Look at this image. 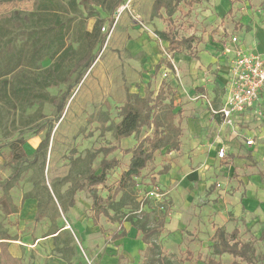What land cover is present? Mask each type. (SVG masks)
<instances>
[{
  "label": "rangeland",
  "instance_id": "374dc122",
  "mask_svg": "<svg viewBox=\"0 0 264 264\" xmlns=\"http://www.w3.org/2000/svg\"><path fill=\"white\" fill-rule=\"evenodd\" d=\"M151 1L126 0L112 16L99 7L100 18L76 17L68 41L84 55L83 60L74 65L78 71L72 73L66 82L48 89L50 100L44 103L0 108V185L7 183L12 177L9 183L16 186L25 197L28 194H41L42 197L47 195L46 200L44 199L38 207L39 216H36L34 222L26 224L17 216L20 211L17 206L19 203H12L13 200L6 192L7 196H0V236L18 237L21 242L31 244L35 242L36 236L59 230L49 243L50 247L55 249L52 254L57 252L65 258L63 264L144 263L145 250L134 242L140 239L141 235L130 234V223L125 220L123 223L128 233L124 236L127 237L125 241L122 240L124 237L112 240V234L121 230V224L112 222L105 216L101 218L102 231L98 237L90 235L84 238V230H81L80 224H74L75 233L68 234V228L64 229L68 227V221L74 222L80 216L87 218L92 214V198L87 188L78 190L75 194L70 193L71 181L67 175L86 173L89 168L100 173L99 164L103 155L99 154L90 162L89 153L113 144L127 148L136 143L134 137L118 141L114 128L121 119L119 108L129 91L141 93L149 81L153 87L165 78L163 71L154 70L156 55L167 56V53L172 51L167 41L157 34L158 31L171 29L179 39L191 33L195 39H204V36L211 35L217 38L214 41L228 40L237 35L250 46L251 36L260 31L264 32L263 0H232L235 4L233 9L218 23L216 20H206L208 16L202 13L210 9L205 6L206 3L195 8L191 14H185V11L177 12L172 23L160 18L152 19ZM34 3L35 0H0V18L10 17L18 10H31ZM81 11L86 15V10ZM98 20L100 33L106 34L107 39L88 73L80 83H76V77L83 70L85 63L100 50L99 40L93 46V42L88 41L84 35L86 30L93 29ZM111 20H114L113 24ZM219 26H223L224 31L220 30ZM103 27L106 29L103 30ZM51 62L47 58L43 66L46 67ZM63 102L66 104L61 112L60 106ZM106 115L108 120L104 122ZM248 115L250 120L243 121L239 126L241 134L237 141L226 149V161L219 160L218 147L215 146L211 162H195L193 168L200 169L205 162L212 174L206 177L205 183L196 184L192 205L197 208L193 207L192 211L195 210L196 215L204 213L209 202L219 203L215 212L208 211L209 216L213 215L216 221L211 218L209 223L199 224L193 231L188 229L192 224H184V228L179 226L182 228V238L170 240V237L173 239L172 233L181 231L180 228L176 229V223L173 224V217L172 223L167 230L164 227L158 239L168 264H207V259L214 256L213 229L220 225L228 234L237 228L239 234L235 239L251 243L258 255H264V241L261 239L264 229V96H261ZM90 118L93 119L92 123ZM105 126H108L109 130L104 131ZM257 128H261V131L255 134ZM151 133V129L144 128L140 138ZM47 137L49 141L41 149H38L39 146L36 149L32 146V142L38 140L41 143ZM248 137L254 138L251 147L247 144ZM19 140L24 144L16 146L14 143ZM13 146L22 158L25 157L22 163L12 157ZM114 156L122 161V165L111 170L106 184L98 187L99 194L103 197L113 192L131 157L124 155L121 150L109 155L110 158ZM17 169L19 171L16 175ZM152 170L149 166L138 178L140 201L146 197L150 185H155ZM79 179L85 181L84 178ZM45 186H50L48 188L56 199ZM173 186L178 184L174 183ZM157 187L162 193L161 200L148 197L151 207L164 203L171 213L174 197L179 202L180 199L184 200L180 191L181 197L178 196L179 192H171V188L164 189L158 184ZM26 190L28 191L25 192ZM247 190L258 199V207L243 211V214L237 216L235 205L232 203L233 197L236 194L243 197ZM72 199L75 200L73 206L70 205ZM145 208H148V205H145ZM128 209L125 208L123 212ZM171 227L174 230L169 229ZM45 247L42 243L37 250L41 251ZM26 255L29 263L24 264H31L36 257V250L29 249ZM214 258L221 264H231L235 259L228 253ZM52 261L47 254L41 257L40 264H52ZM256 264H264V260L256 259Z\"/></svg>",
  "mask_w": 264,
  "mask_h": 264
},
{
  "label": "trees",
  "instance_id": "16d2710c",
  "mask_svg": "<svg viewBox=\"0 0 264 264\" xmlns=\"http://www.w3.org/2000/svg\"><path fill=\"white\" fill-rule=\"evenodd\" d=\"M125 1L35 0L32 10H18L10 17L0 18V108L3 106L16 107L19 104L31 106L36 102L44 103L50 100L48 89L66 82L72 73L78 71L74 68L75 63L81 62L84 57L68 41L76 17L100 18L99 7L112 16L124 5ZM203 1L153 0L151 18H160L172 23L177 12L186 10V14H189L195 5ZM81 10H86V15H83ZM113 21L111 20V24ZM100 28V20H98L91 31L86 30L84 33L87 40L93 42V46L98 40L100 41V50L85 63L83 70L76 77V83L83 80L107 39L106 34L100 33ZM157 34L161 39L168 41L170 51L192 50L193 48L194 36L179 39L171 29L158 31ZM47 58L52 62L45 67L43 62ZM163 63L173 68L170 58L165 55L156 66L157 71ZM173 94V88L165 81L162 82L157 94L150 87H146L144 95L128 93L126 101L119 108L121 119L115 125L114 134L118 141L134 136L136 143L128 148L113 144L89 153L90 162H93L99 154L103 155L99 164L100 173L89 168L86 173L67 175L68 180L71 181L70 193L75 194L78 190L88 189L92 198V218L96 225L100 224L102 216L112 222H120L121 230L112 234L113 240L127 235L124 220L138 230L143 242L147 244L143 264L169 263L158 242L169 216V208L164 203H159L156 207L149 206L148 196L140 201L138 178L143 170L155 160L158 151L165 148L168 151H178L181 148L182 128L180 122L177 121L179 113L174 111L175 107L171 97ZM65 104V102L61 104V112ZM107 120L106 115L104 122ZM89 121L92 123L93 119L90 118ZM144 128L151 129L152 133L140 138ZM103 129L104 131L109 130V127L105 126ZM48 141L47 137L40 143L38 149L47 145ZM14 144L18 146L24 142L19 140ZM117 150H121L124 155L130 154V161L122 171L113 192L103 197L99 194L98 187L106 184L111 170L122 165L119 158L109 157ZM11 154L19 163L25 161V157L22 158L14 146ZM18 171L19 169L16 175ZM163 171H167V168ZM79 178H84L85 181ZM11 180L12 177L3 184L5 191H9L14 186L9 183ZM45 189L49 191L48 186H45ZM74 204L75 200L72 199L70 205ZM145 205H148L150 210L146 209ZM125 208H129L127 212H123ZM238 234L237 228L228 234L224 227H218L212 244L213 255L231 254L235 258L231 264H256V259L264 260V255H258L251 243L236 240L235 237ZM7 239L4 238L0 242V264H22L21 259L10 252ZM261 239L264 241V229ZM214 256L207 259V264H221Z\"/></svg>",
  "mask_w": 264,
  "mask_h": 264
},
{
  "label": "crops",
  "instance_id": "0c3cea01",
  "mask_svg": "<svg viewBox=\"0 0 264 264\" xmlns=\"http://www.w3.org/2000/svg\"><path fill=\"white\" fill-rule=\"evenodd\" d=\"M152 3L153 0L151 1V7ZM204 3H206L205 6H209L210 8L202 12L205 16H208V19L206 20H216L217 23L221 22V19L224 18L225 14L230 12L235 5L232 0H204L201 4L195 5L191 13H193L195 8L203 5ZM223 28V26H219V29L224 31ZM189 36H194V34L191 33V35H188L187 37ZM235 36L240 39L237 46L249 51L258 52L264 56L263 31L251 36V46L247 45L240 36ZM231 37L228 40L224 39V41H214L217 38H214L211 35H206L204 36V39H194L192 43V50L184 49L182 51L168 52L167 56L170 58L174 68L168 67L165 63H163L161 68L158 70H161L164 73L167 72L168 75L157 82L153 87H151V82L149 81L141 93L132 91L128 92L140 93L141 95H144L146 87H150V89L157 94L163 81L169 84L174 90V94L171 97L175 107L174 111L179 113L177 121L180 122L182 128V134L180 137L181 148L178 151H168L167 148L158 151L156 153L155 160L146 168L148 169L149 166H151L153 169L152 180L155 182V185L158 184V186L164 189L171 188L170 190L173 193H178L180 191L182 192V196H184V200L180 199V202L174 197V204L172 207L173 210L171 213L169 212L170 214L166 220L165 230H167L169 224L172 223L171 219H173V217L175 218L173 224H177L176 229H181L179 232L174 234L172 233L173 239L170 237V240H178L179 238H182L181 234L182 228L185 226L184 224H192L193 226L188 227V229H192L193 231L197 225L209 223L211 218L216 221L213 215L212 217L209 216L210 213L208 211L212 210L215 212V208L219 206V203L214 204L212 201L209 202L210 204L206 205L204 213H197L196 215V211H192L194 207V204L192 205L193 192L195 191L197 183H205L206 177L212 174V171H210V169L208 170L205 162H211V155L215 154V149L213 147H218L217 154L219 153V149L222 147L226 150L230 145H232V143H235L238 136H240V124L243 123V121L248 122L250 120L248 114L252 109L234 116V123L232 125L225 123L223 117L219 113L214 112L219 111L225 105L227 89L231 81V66L235 48L233 47V43H231ZM229 45L231 46L230 48H233V51L231 52L226 50V47ZM159 55L160 56L156 55L154 67L155 71H157L156 66L164 57L163 54ZM175 68L178 70V75L176 74ZM261 96H264V91L261 93ZM255 131V134H257L261 131V128H257ZM131 137L124 138L122 140H127ZM250 139L253 140L254 144V138L248 137L247 141ZM253 144L249 147L253 146ZM39 145L40 141L38 140L32 142V146L35 149ZM218 158L219 160L226 161L225 158H227V154L224 158H220L219 156ZM201 160L205 161L202 168H193L195 162ZM164 168H167V171L162 172ZM174 183H177L178 186H173ZM176 187L178 189L180 188V190L176 189ZM27 191L28 190L25 192ZM5 192L13 200L12 203L16 205L19 203L17 206L20 207V211L17 216L25 224L34 222L36 216L38 215L39 205H41L47 198V195L46 197H42L41 194H31L30 196L25 197L20 193V190L16 186H13L9 191H5L2 185L0 187V193H2L0 196H2V198L6 195ZM49 192L52 194L50 189ZM180 192L178 193L179 197H181ZM52 196L55 198L53 194ZM158 200H161V198ZM232 203L235 205L234 210L237 216L243 214V211L257 208L259 204L258 199L250 193V190H247L246 195L243 197L242 195L236 194L235 197H233ZM211 205H213V207ZM91 207L92 203H90V208ZM194 208L196 209L197 207ZM146 209L150 210V208ZM206 213H208V215H206ZM74 224L82 225L81 230H84L82 233L84 234V238L89 237L90 235L98 237L102 231L101 224L96 225L94 223L92 214L87 218L80 216L76 218L74 222L68 221V227H64L65 230L68 228V234H70V232L75 233L73 228ZM218 227L223 226H215L213 229L214 237ZM169 229L174 230L173 227ZM129 231L130 234H138V230L132 227L131 224ZM36 233L37 231L35 232V235ZM58 233L59 230H54L49 234L44 233L42 236L38 235L36 236L35 242H32L31 244L21 242L18 237L7 236H0V242L3 241L4 238H8L7 241L10 252L14 256L20 258L22 264L25 262L29 263L26 255V252L29 249L36 250V257L32 260L31 264H40L41 257L47 254H49L50 258L53 260L52 264H63L66 261L65 258L57 252H55V255L52 254L55 249L51 248L49 243ZM125 239H127V237L122 238L123 241H125ZM134 242L138 243L139 248L146 250L147 244L143 242L142 238ZM42 243H44L46 247L41 251H38L37 248Z\"/></svg>",
  "mask_w": 264,
  "mask_h": 264
},
{
  "label": "built area",
  "instance_id": "2783aa9c",
  "mask_svg": "<svg viewBox=\"0 0 264 264\" xmlns=\"http://www.w3.org/2000/svg\"><path fill=\"white\" fill-rule=\"evenodd\" d=\"M139 23L143 24L142 21H139ZM105 29L106 27H103V30ZM231 43H233L235 48L226 102L219 111H214L219 113L223 117L224 122L230 125L234 123V116L253 109L264 91V56L258 52L237 46L239 39L236 36L231 38ZM230 47V45L227 46L226 50L231 52L233 48ZM175 70L178 75V70L176 68ZM167 75L168 73L165 72L164 76ZM247 144L252 145L253 140H248ZM226 154L224 147L219 149L218 155L220 158L226 157ZM161 195L162 193L157 185L150 186L146 193V196L157 199H160Z\"/></svg>",
  "mask_w": 264,
  "mask_h": 264
}]
</instances>
